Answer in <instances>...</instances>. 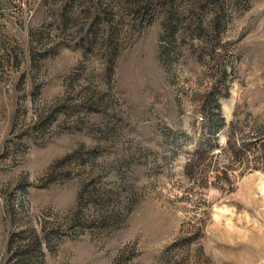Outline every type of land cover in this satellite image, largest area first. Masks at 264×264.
<instances>
[{
  "label": "rangeland",
  "instance_id": "obj_1",
  "mask_svg": "<svg viewBox=\"0 0 264 264\" xmlns=\"http://www.w3.org/2000/svg\"><path fill=\"white\" fill-rule=\"evenodd\" d=\"M213 88L264 127V0H0V264H264V173L185 175Z\"/></svg>",
  "mask_w": 264,
  "mask_h": 264
},
{
  "label": "trees",
  "instance_id": "obj_2",
  "mask_svg": "<svg viewBox=\"0 0 264 264\" xmlns=\"http://www.w3.org/2000/svg\"><path fill=\"white\" fill-rule=\"evenodd\" d=\"M219 95L214 88L206 94L201 105L204 138L185 166L189 182L201 189L231 185L237 169L264 173V127L252 124L240 109L229 125L226 143L219 142V133L226 127Z\"/></svg>",
  "mask_w": 264,
  "mask_h": 264
}]
</instances>
